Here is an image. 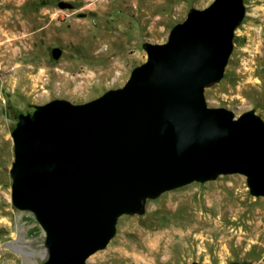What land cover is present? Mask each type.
<instances>
[{
	"label": "water",
	"instance_id": "water-1",
	"mask_svg": "<svg viewBox=\"0 0 264 264\" xmlns=\"http://www.w3.org/2000/svg\"><path fill=\"white\" fill-rule=\"evenodd\" d=\"M244 14L243 0L192 8L165 42L146 43V61L123 86L18 116L11 202L44 230L42 264H87L119 216L143 213L147 198L192 181L239 173L264 196V121L204 97L223 76Z\"/></svg>",
	"mask_w": 264,
	"mask_h": 264
},
{
	"label": "rangeland",
	"instance_id": "rangeland-1",
	"mask_svg": "<svg viewBox=\"0 0 264 264\" xmlns=\"http://www.w3.org/2000/svg\"><path fill=\"white\" fill-rule=\"evenodd\" d=\"M212 1L0 0V264H42L47 257L44 230L11 202V131L18 116L52 99L83 103L123 86L146 61V43L165 42L190 9ZM243 2L223 76L205 87L204 97L210 107L235 116L252 110L264 121V0ZM209 193L221 200L202 213L216 226L197 228L186 204L204 207ZM222 205L236 213L221 218ZM262 230L264 196L251 193L245 175L221 174L147 198L143 213L119 216L113 237L86 263L264 264Z\"/></svg>",
	"mask_w": 264,
	"mask_h": 264
},
{
	"label": "bare ground",
	"instance_id": "bare-ground-1",
	"mask_svg": "<svg viewBox=\"0 0 264 264\" xmlns=\"http://www.w3.org/2000/svg\"><path fill=\"white\" fill-rule=\"evenodd\" d=\"M7 49V48H6ZM6 53V52H5ZM224 183V182H223ZM222 185H224V184H222ZM225 186V185H224ZM234 186V185H233ZM230 187V186H229ZM232 187V186H231ZM225 188H227V187H225ZM229 189V188H228ZM231 189H233V188H231ZM231 189H229V190H231ZM188 191V190H187ZM186 191V192H187ZM216 191V190H215ZM218 191V190H217ZM237 192V191H236ZM184 193V192H183ZM188 193V192H187ZM186 193V194H187ZM241 193V192H240ZM207 194V193H206ZM210 194V193H209ZM219 194V193H218ZM179 195V194H178ZM183 195H185V194H183ZM190 195V194H189ZM210 195H212V197H209V198H206V204L204 205V207H201V206H203V205H191V204H186V207H187V209H188V211H189V213H191V214H193V216H192V220H193V222H194V224L197 226V228L199 227H204L205 225H208V226H211V224H215V226H216V220H213V218H211V217H208V216H206V217H203V214L204 213H202V210H203V208H209L212 204L210 203L209 205L207 204V203H209V202H211V201H214V200H217V201H219V200H221V197H219L218 195H216V194H210ZM220 195H222V194H220ZM236 195V194H235ZM241 195V194H240ZM197 196V195H196ZM227 196V195H226ZM172 197V196H171ZM202 197V196H201ZM200 197V198H201ZM237 197V196H236ZM226 198V197H225ZM228 198V197H227ZM230 198V197H229ZM234 198V197H233ZM205 199V198H204ZM231 199V198H230ZM238 199V198H237ZM188 200V199H187ZM198 200V199H197ZM201 200V199H200ZM182 201V200H181ZM184 201V200H183ZM181 202V203H184V202ZM195 201V200H194ZM202 201V200H201ZM228 201V200H227ZM238 201H239V199H238ZM186 202H188V201H186ZM196 202V201H195ZM180 203V202H179ZM199 203V202H198ZM204 204V203H203ZM224 204V203H223ZM179 205V204H178ZM177 205V206H178ZM184 205H185V203H184ZM239 205V204H238ZM231 206L232 205H230V206H224V205H222L220 208H219V210L218 211H220L219 213H220V217L222 218L224 215V212H226V213H236L232 208H231ZM225 207V208H224ZM198 208H200V210L199 211H197L198 210ZM211 208V207H210ZM180 210V209H179ZM187 211V212H188ZM205 211H206V209H205ZM212 211V210H211ZM179 213H180V211H178ZM213 212V211H212ZM211 212V213H212ZM172 213V212H171ZM176 213V212H175ZM182 213V212H181ZM210 213V214H211ZM225 213V214H226ZM239 213V212H238ZM170 214V213H169ZM240 214V213H239ZM173 215V214H172ZM177 215V214H176ZM182 215V214H181ZM214 215V214H213ZM217 216H218V214H216ZM180 216V215H179ZM231 216V215H230ZM229 216V217H230ZM180 217H182V216H180ZM186 217V216H185ZM214 217V216H213ZM226 217V216H225ZM152 219V218H151ZM178 219V218H177ZM172 220V219H171ZM170 220V221H171ZM176 220V219H175ZM185 220H187V219H185ZM190 220V219H189ZM184 221V220H183ZM253 221V220H252ZM186 222H188V221H186ZM247 222H249V221H247ZM251 222V221H250ZM177 223V222H176ZM220 223V222H219ZM191 224V223H190ZM247 224V223H246ZM260 223L259 222H257V223H255V224H253V223H251V225H254V228L253 229H258L259 227H260V225H259ZM171 225H173V224H171ZM175 225V224H174ZM188 225V224H187ZM192 225V224H191ZM219 225V224H218ZM214 226V225H213ZM214 226V227H215ZM220 226V225H219ZM146 227V226H145ZM174 227V226H173ZM192 227V226H191ZM218 227V226H217ZM250 227V226H249ZM153 228V227H152ZM189 228H190V226H189ZM195 228V227H194ZM142 229V228H141ZM172 229V228H171ZM215 229V228H214ZM170 230V229H169ZM180 230V229H179ZM210 230H212V229H210ZM146 231H147V229H146ZM182 231V230H181ZM188 231V230H187ZM199 231V230H198ZM205 231H207L206 229H205ZM215 231V230H214ZM230 231V230H229ZM151 232V231H150ZM155 232H157V231H155ZM162 232H163V230H162ZM208 232V231H207ZM219 232V231H218ZM224 232V231H223ZM222 232V233H223ZM227 232V231H226ZM231 232V231H230ZM259 232V231H258ZM261 232V231H260ZM262 232H264L263 230H262ZM153 233V232H152ZM175 233V232H174ZM184 233V232H183ZM217 233V232H216ZM229 233V232H228ZM232 233V232H231ZM180 234H181V232H180ZM191 235V234H190ZM232 235V234H231ZM263 236H264V234H263ZM240 243L239 244H242L241 243V241H239ZM237 244V243H236ZM238 244V245H239ZM242 247H243V245H242ZM237 248V247H236ZM240 249V248H239ZM45 251V253H46V249L44 250ZM244 252V251H243ZM241 257V256H240ZM241 261V260H240Z\"/></svg>",
	"mask_w": 264,
	"mask_h": 264
}]
</instances>
